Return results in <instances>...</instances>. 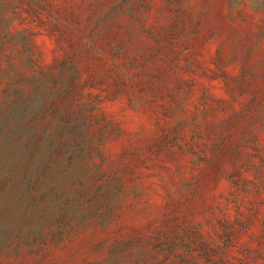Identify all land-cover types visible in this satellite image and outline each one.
Returning <instances> with one entry per match:
<instances>
[{
	"label": "rangeland",
	"instance_id": "obj_1",
	"mask_svg": "<svg viewBox=\"0 0 264 264\" xmlns=\"http://www.w3.org/2000/svg\"><path fill=\"white\" fill-rule=\"evenodd\" d=\"M0 264H264V0H0Z\"/></svg>",
	"mask_w": 264,
	"mask_h": 264
}]
</instances>
